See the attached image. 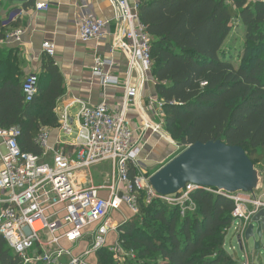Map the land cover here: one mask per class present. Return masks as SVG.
I'll use <instances>...</instances> for the list:
<instances>
[{
  "label": "trees",
  "instance_id": "obj_1",
  "mask_svg": "<svg viewBox=\"0 0 264 264\" xmlns=\"http://www.w3.org/2000/svg\"><path fill=\"white\" fill-rule=\"evenodd\" d=\"M138 17L151 37L156 94L163 101L165 129L183 150L198 141L221 140L242 146L256 167L264 166V3L258 0H139ZM245 26L239 65L224 44L233 23ZM18 25V23H13ZM11 25V24H10ZM8 24L0 21V41ZM38 91L27 102L23 73L0 54V127L20 128V148L43 153L37 136L59 127L56 107L64 77L47 57ZM260 168V169H261ZM137 170L132 166L131 178ZM151 175V174H149ZM139 195V210L118 228V240L136 253L125 264H253L225 246L235 203L222 194L196 190V209ZM113 251L97 252V264H110ZM0 264H24L0 232Z\"/></svg>",
  "mask_w": 264,
  "mask_h": 264
},
{
  "label": "built area",
  "instance_id": "obj_2",
  "mask_svg": "<svg viewBox=\"0 0 264 264\" xmlns=\"http://www.w3.org/2000/svg\"><path fill=\"white\" fill-rule=\"evenodd\" d=\"M258 1L264 3V0ZM110 3L117 23L110 52L114 54L122 49L128 67L124 79H120L113 72L114 58L97 55L93 73L105 87L124 88L121 107L113 110L105 100L91 106L83 99H76L65 107L57 128L66 136L74 137L72 155L63 145L66 142L59 147L50 144L49 127L43 128L37 136L36 141L43 149L40 156L21 150L20 128L0 127V232L24 264H97L90 259L97 257L100 249L108 247L118 252L119 240L107 245L109 233L120 226L110 221L116 213L122 216L123 222L128 220L121 211L123 206L136 214L142 193L147 204L160 199L178 206L182 215L196 209L192 197L196 190L225 195L235 203L232 225L236 226L234 222L239 221L235 231L243 239L253 218L264 210V166L257 173L256 185L249 191L228 192L187 184L176 194L162 195L152 187L150 175L141 171L143 144L136 139V129L128 116L132 109L140 113L142 108L138 101L142 83L146 81L145 74H153L151 37L138 17L139 0H110ZM36 7L46 10L49 5L37 3ZM108 24L87 11L79 21L78 35L85 42L104 39ZM22 34L23 30L17 29L8 34L7 39L20 41ZM43 49L48 57L54 58L53 42H44ZM136 77L138 84L133 82ZM38 83V73H30L25 79L23 91L27 102L34 99ZM75 104L80 105L76 130L69 113V108ZM149 106L158 120H145L143 130L151 129L172 140L164 126L163 101L150 99ZM50 153L52 161L44 160ZM104 163L112 164L110 182L83 186L79 173L89 172ZM132 166L137 170L134 178L130 176ZM91 226H96L93 231L88 230ZM84 240L91 243L81 248ZM65 243L77 244V251L67 249Z\"/></svg>",
  "mask_w": 264,
  "mask_h": 264
},
{
  "label": "crops",
  "instance_id": "obj_3",
  "mask_svg": "<svg viewBox=\"0 0 264 264\" xmlns=\"http://www.w3.org/2000/svg\"><path fill=\"white\" fill-rule=\"evenodd\" d=\"M37 3H46L49 8L38 10ZM87 11L108 21L104 39L87 42L80 39L78 35L79 21ZM114 17V8L110 0H0V21H3L4 24H11L8 34L17 29L23 30L20 41L7 38L0 41V54L4 59L11 58L14 61L22 71L23 81H25L30 73L43 74L44 62L48 57L44 53L43 43L51 41L56 47V54L52 59L57 62L64 77V95L59 99L56 107L58 116L76 99H83L91 106L105 100L113 110H118L124 99V88L105 87L100 78L93 73L97 55L112 56L116 63L113 72L120 79L125 77L128 67L125 52L122 49H117L114 54L110 52L114 40L113 33L117 28ZM16 22L18 25L13 24ZM145 78L146 81L142 83L138 101V105L142 109L140 113L136 109H132L128 114L134 129H136L135 137L143 144L141 171L144 168H149V163H162L160 166L162 167L174 157L171 156L172 149L164 141L172 143L170 138H163L158 133L152 132L151 129L143 130L145 120H158L153 114V109L149 106V101L150 99H159L156 94L154 75L145 74ZM133 82L138 84L139 79L133 78ZM79 109V104L69 108L75 130L78 124ZM73 140L74 137L66 136L59 128H50V144L59 147L61 143L66 142L63 145L71 155ZM160 167L152 172L144 170L143 173L152 174ZM88 173L91 175V185H100L95 184L91 169L89 172L79 173V180L86 182ZM110 174L111 172H109V179ZM244 248L248 254L247 246L245 245ZM248 256H246L247 259Z\"/></svg>",
  "mask_w": 264,
  "mask_h": 264
},
{
  "label": "water",
  "instance_id": "obj_4",
  "mask_svg": "<svg viewBox=\"0 0 264 264\" xmlns=\"http://www.w3.org/2000/svg\"><path fill=\"white\" fill-rule=\"evenodd\" d=\"M150 183L162 195L178 193L187 184L210 187L228 192L249 191L257 183L254 163L240 145H229L221 140L198 141L150 175ZM257 225V228H256ZM255 248L261 247L264 232V210L260 211L237 238L244 242L255 238Z\"/></svg>",
  "mask_w": 264,
  "mask_h": 264
},
{
  "label": "rangeland",
  "instance_id": "obj_5",
  "mask_svg": "<svg viewBox=\"0 0 264 264\" xmlns=\"http://www.w3.org/2000/svg\"><path fill=\"white\" fill-rule=\"evenodd\" d=\"M232 1V0H231ZM252 1V0H251ZM233 27H232V32L230 33V35L228 36V38L225 41V46L224 48H226L227 50V54H230V56H232V61L236 64L239 65L241 60H242V51H243V42H244V33H245V26L244 24L240 21V20H235L233 23ZM172 143H169V141L164 140L166 143H168L169 147L172 149L171 152V156H176L178 155L180 152L183 151V146L179 145V143L173 139ZM171 159V158H170ZM44 160H49L52 161V155L51 153L49 154V156L47 158H45ZM147 163H149V161H147ZM150 165L148 166L149 168H144L142 170V172L145 170L147 172H152L155 169H157L158 167H160L162 165V163H149ZM261 167H256V172L258 173ZM142 169V167H141ZM102 171V173H101ZM91 172L95 181V184H105V183H109V172H112V166L111 163L110 164H102V165H98V166H94L91 168ZM89 178V179H88ZM91 175L88 173L87 175V179L85 180L86 182H82V185H91ZM121 211L126 215V217L129 219L131 218L134 213H131V211H129V209L126 206H123ZM116 212H113L112 214H115ZM112 221H110V223L113 224H123L126 221L123 222V218L120 214L116 213L113 217H112ZM234 224L237 226L239 224V221L236 220L234 222ZM236 226L232 225V227L229 229L228 234L226 236V242H225V246L226 249L233 255H235L237 258L241 259L244 261L245 258H247L246 256H248V259H251V262L255 263V264H264V232H263V237L261 240V247L259 249L255 248V239H258L256 232H255V238L252 237L249 240H246L245 245L247 246V250H248V254H246V249L242 248L239 240L237 238V236L239 234L236 235ZM96 226H91L89 227L88 230L93 231L95 229ZM257 228V225H256ZM118 231H111L109 233V235L107 236V245H114L117 240H118ZM89 243H91L89 240H84L80 243V247H87L89 246ZM65 247L67 249L73 250V251H77L76 246L72 245L71 243H65ZM113 261L110 264H125V261H131V262H136V253L134 251H130V250H126L124 247L121 246V248H119L118 252L114 253L113 256ZM93 262L96 260V257L92 256L90 261ZM252 264V263H251Z\"/></svg>",
  "mask_w": 264,
  "mask_h": 264
}]
</instances>
